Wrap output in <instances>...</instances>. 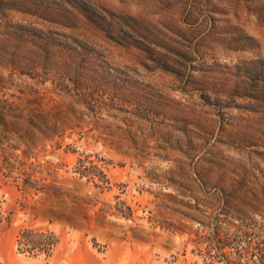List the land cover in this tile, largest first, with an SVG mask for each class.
Segmentation results:
<instances>
[{
    "label": "rangeland",
    "instance_id": "374dc122",
    "mask_svg": "<svg viewBox=\"0 0 264 264\" xmlns=\"http://www.w3.org/2000/svg\"><path fill=\"white\" fill-rule=\"evenodd\" d=\"M0 205V264H264V0H0Z\"/></svg>",
    "mask_w": 264,
    "mask_h": 264
},
{
    "label": "trees",
    "instance_id": "16d2710c",
    "mask_svg": "<svg viewBox=\"0 0 264 264\" xmlns=\"http://www.w3.org/2000/svg\"><path fill=\"white\" fill-rule=\"evenodd\" d=\"M100 171L103 173L104 178L101 179L99 182H95V185L100 188H109L110 181L107 178V175L104 174L102 170ZM75 173H78L81 176H86L87 171L86 168H82L81 166H76ZM33 189L37 194L43 192L48 198L52 199V201H56L67 208V210L64 211L51 210L50 212H48L47 214L48 216L46 217L49 218L50 221H59L65 224L67 223L74 228L80 225L78 216H76L75 213L73 214V212L75 211H80L76 207L77 205L76 196H74L73 194L69 193L66 190L56 188L54 186L34 185ZM66 198L69 199L72 202V204L66 203L65 201ZM12 214H13L12 212L9 213L4 212L2 206L0 205V226L4 222L10 223ZM122 214L127 215L124 214V212H122ZM128 217H131V214H129ZM247 218H249V220L244 226H247L256 233H259L257 229V225L259 224L256 222L258 221L257 218L255 216H249ZM240 232H241L240 234H234V233L231 234L232 236L234 234V237L230 238L232 239L233 243L244 242L246 245L245 247L246 251L248 252L261 251V254L264 255V236L260 234H258L259 236L257 235L254 236L252 234L250 236H247L246 231L244 232L240 230ZM241 236H243L244 238ZM59 243H60V237L54 231L50 229H40L34 227L21 228L16 239L17 250L20 253L26 254L31 257L43 256L46 259L51 258L53 256ZM229 245L230 243L227 242V240H222V246H219V248L220 250H222L223 248L228 247ZM261 246H263V248H261Z\"/></svg>",
    "mask_w": 264,
    "mask_h": 264
}]
</instances>
